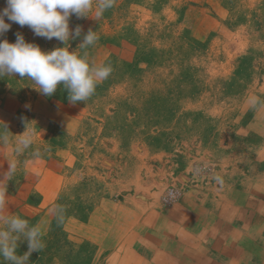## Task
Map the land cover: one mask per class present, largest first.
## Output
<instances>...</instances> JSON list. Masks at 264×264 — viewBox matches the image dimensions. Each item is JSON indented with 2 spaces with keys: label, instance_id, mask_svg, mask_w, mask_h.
<instances>
[{
  "label": "rangeland",
  "instance_id": "1",
  "mask_svg": "<svg viewBox=\"0 0 264 264\" xmlns=\"http://www.w3.org/2000/svg\"><path fill=\"white\" fill-rule=\"evenodd\" d=\"M99 3L69 20L70 31H82L68 50L113 68L88 101L44 96L18 74L0 78L2 214L39 225L46 243L28 264H95L98 247L72 231L97 206L162 208L168 188L181 199L186 185L213 179L217 160L229 169L264 144V104L248 103L264 101V0H115L95 20ZM5 22L11 28L0 39L9 43L19 32L42 51L64 47ZM89 30L99 40L80 49ZM23 133L34 142L18 155ZM35 149L42 158L34 162ZM12 163L15 175L4 179ZM55 204L66 207L63 223L51 214ZM27 251L18 241L17 255Z\"/></svg>",
  "mask_w": 264,
  "mask_h": 264
},
{
  "label": "crops",
  "instance_id": "2",
  "mask_svg": "<svg viewBox=\"0 0 264 264\" xmlns=\"http://www.w3.org/2000/svg\"><path fill=\"white\" fill-rule=\"evenodd\" d=\"M244 153L170 207L97 206L72 232L95 264H264V144Z\"/></svg>",
  "mask_w": 264,
  "mask_h": 264
},
{
  "label": "clouds",
  "instance_id": "3",
  "mask_svg": "<svg viewBox=\"0 0 264 264\" xmlns=\"http://www.w3.org/2000/svg\"><path fill=\"white\" fill-rule=\"evenodd\" d=\"M5 3L6 7L0 9V37L11 28V24L5 22L7 18L21 27L27 26L37 37L49 41L55 38L64 47L45 52L37 44L26 42L19 32L15 34V43L0 39V78L17 74L21 80L27 77L44 96L53 95L62 85L68 92L70 103L88 101L95 94L97 86L113 72L111 64L97 66L89 62L86 52L80 55L77 51L68 50L69 40L80 37L82 31L80 26L70 31V17H88L93 9V0H5ZM114 4L115 0H100L95 8V20H100ZM98 40L96 31L89 30L79 48L87 49ZM248 103L256 107L264 104V101L252 96ZM24 133L14 147L18 155L25 153L34 142L31 134ZM31 155L34 162L42 158L40 149H35ZM16 168V163L10 164L4 179H11ZM5 192L6 186L0 187V223L4 225L0 228V264H28L33 252L46 248L44 232L39 225H30L27 219L17 214H2L7 208ZM50 211L58 224L63 223L66 213L64 205L55 204ZM23 240L27 241L28 251L17 255L18 241Z\"/></svg>",
  "mask_w": 264,
  "mask_h": 264
},
{
  "label": "built area",
  "instance_id": "4",
  "mask_svg": "<svg viewBox=\"0 0 264 264\" xmlns=\"http://www.w3.org/2000/svg\"><path fill=\"white\" fill-rule=\"evenodd\" d=\"M180 196V189L170 187L165 190L164 193L161 195L160 203L163 207H170L172 204H174L180 199Z\"/></svg>",
  "mask_w": 264,
  "mask_h": 264
},
{
  "label": "trees",
  "instance_id": "5",
  "mask_svg": "<svg viewBox=\"0 0 264 264\" xmlns=\"http://www.w3.org/2000/svg\"><path fill=\"white\" fill-rule=\"evenodd\" d=\"M59 94V95H58ZM54 97L55 96H59L60 98L66 100L68 99V92L66 89L63 88L62 85L59 86V88L56 90V92L54 93L53 95Z\"/></svg>",
  "mask_w": 264,
  "mask_h": 264
},
{
  "label": "bare ground",
  "instance_id": "6",
  "mask_svg": "<svg viewBox=\"0 0 264 264\" xmlns=\"http://www.w3.org/2000/svg\"><path fill=\"white\" fill-rule=\"evenodd\" d=\"M261 198V197H260ZM244 202V201H243ZM252 210V209H251ZM202 216V215H201ZM205 217V216H204ZM195 218V217H194ZM205 229V228H204ZM225 229V228H224ZM227 231V230H226ZM209 232V231H208ZM222 233V232H221ZM247 233V232H246ZM209 235V233H208ZM243 244V243H242ZM256 246V245H255ZM254 247V246H253ZM189 248V247H188ZM187 248V249H188ZM150 249V248H149ZM252 249V248H251ZM254 249V248H253ZM162 250V249H161ZM154 251V250H153ZM187 251V250H186ZM259 251V250H258ZM154 253V252H153ZM156 253V252H155ZM212 253V252H211ZM240 253V252H239ZM166 254V253H165ZM244 255V254H243ZM240 256V255H239ZM178 257V256H177ZM204 258V257H203ZM237 258V257H236ZM162 259V258H161ZM219 259V258H218ZM191 260V259H190ZM216 260V259H215ZM229 261V260H228ZM239 261V260H238ZM242 261V260H241ZM191 262V261H190Z\"/></svg>",
  "mask_w": 264,
  "mask_h": 264
}]
</instances>
